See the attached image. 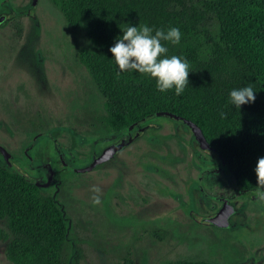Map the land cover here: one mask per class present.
<instances>
[{"label": "rangeland", "instance_id": "obj_1", "mask_svg": "<svg viewBox=\"0 0 264 264\" xmlns=\"http://www.w3.org/2000/svg\"><path fill=\"white\" fill-rule=\"evenodd\" d=\"M15 21L21 26L16 40L4 38L9 21L0 26V146L41 189L56 192L81 264H156L177 258L264 264V239L251 234L253 220L261 215L242 214L247 203L257 201H234L235 216H228L226 228L216 227L222 230L193 218L212 209L197 190L198 172L182 171L184 162L196 169L197 161L186 150L195 143L183 123L153 116L141 135L93 169L66 170L62 161L83 167L118 137L99 139L86 126V107L98 106L100 98L75 59L84 45L81 34L67 27L47 0L37 1L31 18ZM152 137L166 150L147 145ZM206 155L200 153L201 167L215 164ZM53 169L61 178L57 183L51 181ZM227 183L223 173L201 178L212 194L224 192ZM93 185L102 190L100 204L93 203ZM0 264H10L2 242Z\"/></svg>", "mask_w": 264, "mask_h": 264}, {"label": "trees", "instance_id": "obj_2", "mask_svg": "<svg viewBox=\"0 0 264 264\" xmlns=\"http://www.w3.org/2000/svg\"><path fill=\"white\" fill-rule=\"evenodd\" d=\"M47 1L65 25L84 39L75 59L100 98L98 106L86 107V126L92 136L119 137L128 124L166 111L199 128L230 171L234 187L257 189L255 167L264 157V0ZM145 24L153 28V35L155 30L166 32L172 27L181 32L178 44L162 42L167 57L176 55L189 64V83L179 96L174 88L159 91L148 75L121 72L109 51L123 30ZM249 85L255 101L236 108L231 91ZM54 177L61 180L58 174ZM0 242L10 264H81L56 192L41 189L4 162L0 165ZM156 264L236 263L177 258Z\"/></svg>", "mask_w": 264, "mask_h": 264}, {"label": "clouds", "instance_id": "obj_3", "mask_svg": "<svg viewBox=\"0 0 264 264\" xmlns=\"http://www.w3.org/2000/svg\"><path fill=\"white\" fill-rule=\"evenodd\" d=\"M181 39V32L178 28L172 27L168 31L163 29L155 30L147 24L129 26L123 30L122 37L109 51L113 54L114 60L121 72L132 71L148 75L156 80V88L165 92L174 88L177 96L181 95L189 83V64L187 60L179 56L167 57L168 48L162 42L178 44ZM253 88L249 86L234 89L230 93L231 103L240 108L241 105L255 101ZM226 118L225 113H221ZM255 173L257 178V189L255 197L257 203L264 205V157L258 159ZM90 191L94 194V204H100L101 188L93 185Z\"/></svg>", "mask_w": 264, "mask_h": 264}, {"label": "flooded vegetation", "instance_id": "obj_4", "mask_svg": "<svg viewBox=\"0 0 264 264\" xmlns=\"http://www.w3.org/2000/svg\"><path fill=\"white\" fill-rule=\"evenodd\" d=\"M37 1L38 0H0V26L5 24V23H8L9 21V25L7 26L8 30H9V35H6L4 38L8 41V39L10 38H13V39H18L21 35V26L18 24V22L15 21V19L17 21H20L22 20L23 17H28V18H31L33 16V11H34V8L37 4ZM165 117V116H164ZM169 118V117H167ZM176 121V120H174ZM147 121H144L143 123H141L139 126H136V127H133L130 131H136L138 129H140V134H142V132L147 129L149 127V124L147 123ZM179 122V121H177ZM179 123H182V122H179ZM184 124V123H183ZM185 125V124H184ZM186 126V125H185ZM186 128L188 129V131L190 132L189 128L186 126ZM129 131V132H130ZM37 134H39V132L35 133L34 135L37 136ZM40 134H43V135H46V132H40ZM126 133L124 131L123 134H121L119 138L123 137V136H126ZM191 134V137H192V140L194 141L195 143V147L192 149L189 144H187L186 146V150L188 149L189 150V155L191 156L192 154L193 155H196L197 156V161H196V169H192L189 167V165L184 162L183 163V169L182 171L183 172H198V175H197V181H196V187H197V190L199 192V194L201 195V197L203 198V204L208 206L209 208L212 209V212L210 213H207L206 215H202V216H207V215H210L212 213H214L215 211H217L220 206L225 202L227 203L228 205H231V213L229 214L230 216L231 215H234L235 216V208L233 207V202L236 201V200H244L247 202L249 201H256V197H255V192H256V189H239V188H236L232 185L231 183V175H230V171L228 169L225 168V164H224V161H223V167L222 169H220L218 171V173H213L214 172V169L220 164L221 162V158L218 156V154L215 152V150L213 148H211V153L210 155H206L208 156L209 158H212L215 160V164L214 165H206V166H203L201 167L200 165V162H199V159L198 158H201L200 157V153H202L201 149L199 148L196 140L194 139L192 133L190 132ZM49 139H51V136L49 135ZM117 139V140H118ZM147 145L149 146H152L151 143H155L156 144V147H158V151H165L166 149H160V146L164 148V142L163 143H160L159 140L156 138V137H152V138H148L147 141H146ZM157 149V148H156ZM183 150V149H181ZM197 150V152H196ZM217 160V162H216ZM54 162V161H53ZM47 165H50V163L48 162ZM52 169V168H51ZM53 171V175H52V179L51 181L53 183H57L59 179H57L55 176V174H58L56 172V170H52ZM71 172V171H70ZM220 173H223L224 174V177L226 179V181L228 182L225 186V191L224 192H221L220 194H212V193H209L205 190V188L202 186L201 184V178L204 174L206 175H218ZM200 183V186L197 185V183ZM55 186V185H54ZM261 205V204H260ZM261 208H262V212L261 210L258 212L259 210V203H247V205L245 206V208L243 209V212L242 214H244L245 212L248 213V214H256V213H260L261 217H260V221L259 220H253V225L254 227H252L251 229V234L252 235H256V237L258 238L257 240L259 239H264V205H261ZM193 218L197 219L198 215L196 214H192ZM244 216V215H242ZM237 220L241 219L240 217H236ZM246 217L244 216V219ZM249 220V217L247 219H245L244 221H248ZM235 223V222H234ZM249 225V224H247ZM211 229H217V230H222V229H218L212 225H209L207 226ZM256 244H261L260 241H257Z\"/></svg>", "mask_w": 264, "mask_h": 264}, {"label": "water", "instance_id": "obj_5", "mask_svg": "<svg viewBox=\"0 0 264 264\" xmlns=\"http://www.w3.org/2000/svg\"><path fill=\"white\" fill-rule=\"evenodd\" d=\"M156 115L169 117L172 120H176V121L184 123L189 128L199 148L206 154L211 153L210 146L205 141L199 128L194 123L182 117H179L175 114L166 112V111H157V112L147 114L143 116L142 118L128 124L125 128V132L128 133L127 136L121 137L118 140L107 144L106 147L103 148L98 155H95L87 165L83 167H79V168H74L70 166L69 164L62 161L61 163L63 167L66 170L74 172V173H82V172L93 169L96 165L110 158L114 153L119 151L127 142H130L133 138H135L136 136L140 134V129L136 131H130L133 127L139 126L144 121H147L151 117L156 116ZM0 156L2 157L4 164L7 167H9L12 171L19 174L21 177L25 178L26 180L31 181L33 184L38 185V183H36L35 180L28 177L20 167H18L16 164H14L11 161L9 154L1 146H0ZM222 167H223V160L221 159L220 164L214 169L213 173H218V171L222 169ZM197 185L200 186V183L198 182ZM230 213H231L230 206L224 202L216 212H214L213 214L207 215V216H198L197 221L199 223L213 225L219 228H226L228 226V216Z\"/></svg>", "mask_w": 264, "mask_h": 264}]
</instances>
